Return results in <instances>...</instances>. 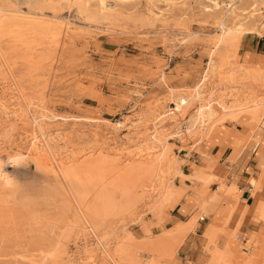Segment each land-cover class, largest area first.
I'll return each instance as SVG.
<instances>
[{"label": "rangeland", "instance_id": "rangeland-1", "mask_svg": "<svg viewBox=\"0 0 264 264\" xmlns=\"http://www.w3.org/2000/svg\"><path fill=\"white\" fill-rule=\"evenodd\" d=\"M260 24L264 0H0V264H264V236L217 224L221 151L264 146ZM252 195L261 228L264 168Z\"/></svg>", "mask_w": 264, "mask_h": 264}, {"label": "crops", "instance_id": "crops-1", "mask_svg": "<svg viewBox=\"0 0 264 264\" xmlns=\"http://www.w3.org/2000/svg\"><path fill=\"white\" fill-rule=\"evenodd\" d=\"M245 44L242 56L245 53H248L249 55L247 57V60L249 62H262L261 58H264V43L259 40L255 41L250 46H245ZM226 137H223L224 139L222 141L227 140ZM261 140L264 144L263 130L261 133ZM217 155L218 153L216 154V156ZM217 163L223 166V170L225 169L227 171V178L232 181L233 186H235L239 192L237 201H235V199L231 197H224V200L221 202L220 207L225 210L223 211L225 213H223L222 217L220 218L221 220L217 222V224L225 221L228 217H231L233 221L237 218H242L243 225L241 231L243 233H255L258 234V236H264V224H262L263 228H260L261 223L253 222V219L256 217L253 213L255 198L252 195V191L254 189V180L258 179L260 172L264 168V146L253 147V150L243 149L241 151L226 149L224 151H221ZM217 188L215 189V191H217ZM194 205L195 201L192 197L182 198L174 210L177 216H175V220L172 221V225L168 228H171L173 225H175V222H177V220H179V218L183 216L188 210H190ZM231 207H233V211L230 212ZM218 210V208L215 209L212 221H207V224L204 226V228L199 225L194 236H191L189 234L186 237L184 243L180 246V250H182L185 246H188L189 250H193V247L198 248L201 246L200 241L203 236L202 234L209 224L215 222ZM179 223H182L181 220H179ZM233 224L234 222L231 223V226H233ZM255 240L252 239L250 244L251 248ZM242 242L245 245L250 243L248 237L243 239ZM172 264H180V262L174 259Z\"/></svg>", "mask_w": 264, "mask_h": 264}, {"label": "bare ground", "instance_id": "bare-ground-1", "mask_svg": "<svg viewBox=\"0 0 264 264\" xmlns=\"http://www.w3.org/2000/svg\"><path fill=\"white\" fill-rule=\"evenodd\" d=\"M133 1V0H132ZM124 2V1H123ZM129 2V1H128ZM256 4V3H255ZM241 9V8H240ZM244 11V10H243ZM253 17V16H252ZM251 17V18H252ZM255 19V18H254ZM260 20V19H259ZM244 22V21H243ZM249 23V22H248ZM247 23V24H248ZM254 23V22H253ZM259 23V22H258ZM246 24V26H248ZM253 24L250 25V28ZM245 25L243 24H238V25H235L234 27H232L231 29H227L226 30V35L227 36H230V35H243V34H247L248 33V28L246 27ZM224 27V26H223ZM249 27V26H248ZM254 27V26H253ZM264 25L260 24L259 25V29L260 28H263ZM199 96V95H198ZM181 102H183V100H180ZM213 107V106H212ZM262 107L263 105H255L253 107H250L249 109V112L247 113V115L250 117L251 120H256L257 118H259L262 114ZM215 116V113L213 112V110H211L210 108L207 110L206 112V117L207 119H211V118H214ZM200 118V113L197 112L195 114V116H193V118L191 119V121L188 123V127H187V132L188 134L192 133L194 131V129H192V127L194 125L197 124L198 120ZM122 126L121 123H117V127L120 128ZM116 127V126H115ZM97 211V210H96ZM103 219V218H102ZM176 227V226H175ZM178 227V225H177ZM178 231V230H177Z\"/></svg>", "mask_w": 264, "mask_h": 264}]
</instances>
